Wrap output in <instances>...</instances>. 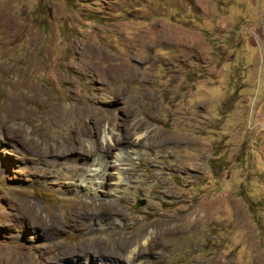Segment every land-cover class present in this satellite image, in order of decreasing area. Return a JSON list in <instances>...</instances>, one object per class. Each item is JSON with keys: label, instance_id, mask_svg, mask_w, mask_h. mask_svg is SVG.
Masks as SVG:
<instances>
[{"label": "rangeland", "instance_id": "rangeland-1", "mask_svg": "<svg viewBox=\"0 0 264 264\" xmlns=\"http://www.w3.org/2000/svg\"><path fill=\"white\" fill-rule=\"evenodd\" d=\"M69 122L93 126L92 156ZM106 130L122 149L140 131L146 152L124 155L132 184L93 199L67 166L111 151ZM133 252L264 264V0H0V264Z\"/></svg>", "mask_w": 264, "mask_h": 264}, {"label": "bare ground", "instance_id": "bare-ground-1", "mask_svg": "<svg viewBox=\"0 0 264 264\" xmlns=\"http://www.w3.org/2000/svg\"><path fill=\"white\" fill-rule=\"evenodd\" d=\"M14 109L16 110V107L7 108L9 112H7L6 110L5 115L8 118L14 117L13 115ZM63 129L64 130H69V129L75 130L76 129L74 141H79L83 138L84 141L86 142L85 146H83V149L91 152L88 155L92 156L95 153L94 150L96 148V145H95V142L91 140V137H92L91 129L92 130L94 129L93 126H89L88 128H83V129H77L75 128L74 123L69 122L66 125L64 124ZM107 130L104 132L102 146L104 145L108 146L110 144L114 145V148L111 151H108L105 154H103L101 153L102 151L97 150L100 153L98 152L99 154L91 158V160L84 161L82 163V166H80L76 160H72V163L67 166L69 174L74 173L80 176L81 178L80 189L82 190V192L86 195H89L93 199H97L103 195L106 198L108 196L116 195L118 191H120V189L121 190L124 189L121 186L122 184H125V185L132 184L133 180L137 179L138 177L137 176L135 177L132 173L128 172V170L125 168L126 165L123 166L124 165L123 162L125 161L124 155L126 154L128 158H131L133 154L139 155L142 152L144 153L146 152V149L142 148V146L144 145L141 144L140 142L141 137L143 135V133H139L140 131H137V130L134 131V134L140 146L138 145L137 147H126L122 149L121 147H119V145L115 143V138L117 136L116 135L112 136ZM63 147L68 148L69 145L64 144ZM131 151L134 153L131 154L132 153ZM80 153L86 154L84 152H80ZM112 163H114L115 165L111 167ZM63 176L66 178H70L69 175H63ZM106 185H108L109 188H106ZM113 213L114 211H110L106 208H102V209L95 210V211H89L86 213H78L75 215V217L70 222H67L68 223L67 226H62V225L61 226L64 228H68V229H80V227L82 226L83 220L88 221L90 218L93 220L95 219L100 220L102 216L107 218V217L112 216ZM197 220H198V217L193 218V220H190V221L192 222V224H196ZM74 249L75 248H73V250ZM92 249H93V246L90 244L83 245L80 247V249H78V253L89 255ZM137 256L138 255H136L135 252H133L127 257V262L130 264H134L135 260L137 259Z\"/></svg>", "mask_w": 264, "mask_h": 264}]
</instances>
